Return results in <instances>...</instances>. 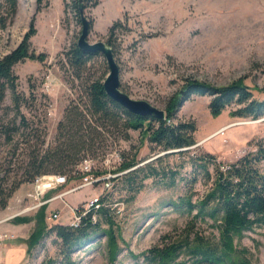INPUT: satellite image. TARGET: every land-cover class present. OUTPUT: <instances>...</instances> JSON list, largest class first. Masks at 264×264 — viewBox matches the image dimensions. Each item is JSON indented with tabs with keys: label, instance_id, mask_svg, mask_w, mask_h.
<instances>
[{
	"label": "rangeland",
	"instance_id": "374dc122",
	"mask_svg": "<svg viewBox=\"0 0 264 264\" xmlns=\"http://www.w3.org/2000/svg\"><path fill=\"white\" fill-rule=\"evenodd\" d=\"M76 1L41 0L40 10L35 12V0H17L12 20L0 29L1 58L18 45L32 19L35 33L29 40L30 49L43 57L42 63L25 60L12 69L20 100L18 111L27 119L28 128L19 130L9 143L0 137V235H5L0 240V264H49L48 260L59 264L53 234L42 236L35 245L29 244L28 235L39 222L45 229L53 224L70 225L68 207L80 209L93 196L111 193L109 213L118 227L120 247L113 264H142L140 253L160 234L181 227L188 218L170 205L181 193V182L166 186L148 178L131 201H121L124 191L119 190V184L112 187L110 180L111 187L103 189L98 181L47 202L41 221L40 206L25 209L35 202L26 196L33 190L32 182L24 181L9 192L25 159L21 141L28 137L33 142L37 136L43 139V148L52 143L64 110L70 104L82 103L83 86L95 79L102 82L107 74L101 54H93L78 69L66 62L65 55L75 47L81 29ZM82 4L83 17L90 24L86 41L109 44L118 69V89L131 100L163 111L184 79L213 87L241 80L253 99H264V0H89ZM113 23L119 26L108 34ZM209 101L208 97L190 96L171 120L194 123L195 143L189 154L208 152L224 165L253 150L254 142L264 138V117H231L233 105L211 117ZM11 108V94L6 91L1 124L13 119ZM101 133V146L84 157L91 160L92 171L102 173L99 177L114 175L121 156L134 157L141 165L163 152L150 149L143 131H128L127 139L111 128ZM184 157L165 154L160 164L166 168L182 160L185 163ZM74 169L76 163L68 164L63 173L65 182L40 200L79 183L81 175L76 176ZM188 170L184 164L180 175ZM203 189L204 185L196 182L195 196ZM54 210L59 216L51 219L49 214ZM14 216L26 220L16 222ZM198 224L206 233L204 223ZM104 227L101 222L95 233L73 247V264H109ZM233 242L245 247L253 262L264 264V226L243 232Z\"/></svg>",
	"mask_w": 264,
	"mask_h": 264
},
{
	"label": "trees",
	"instance_id": "16d2710c",
	"mask_svg": "<svg viewBox=\"0 0 264 264\" xmlns=\"http://www.w3.org/2000/svg\"><path fill=\"white\" fill-rule=\"evenodd\" d=\"M83 1L89 0H80L82 9ZM76 2L77 8L78 0ZM40 4L41 0H35V12L40 10ZM92 5H96V2L93 1ZM16 7L17 0H0V29L10 23ZM118 26L113 23L107 33L110 34ZM34 33L31 19L18 45L0 58V110L5 92L9 91L11 109L15 113L11 121L6 124L0 122V137L6 143L11 142L19 130L27 131L28 128L27 119L18 111L20 100L15 92L16 77L12 69L25 60L43 62V57L30 49L29 40ZM105 45L109 47L108 43ZM92 56L73 47L65 59L78 69ZM101 83L95 79L83 86L82 103L70 104L64 110L63 117L56 124V136L52 143L43 148L44 141L37 136L33 142H29L28 137L21 141L24 144L21 149L26 150L25 159L19 166V178L11 183L9 192L20 183L32 182L41 175H64L68 164H78L86 154L96 152L101 146L99 136L101 132H107L108 128L120 131L124 139L129 137L128 131H143L152 151L182 149L165 154H176L179 157L185 155V163L182 160L165 168L160 164L163 154L137 165L134 157L121 156L113 171L115 175L110 178L113 181L112 187H115V183L119 184V190L124 191L120 200L131 201L141 190L145 179L152 178L166 186H175L181 182V193L170 205L186 213L188 218L181 227H173L160 234L154 244L142 251V264H257L252 261L249 251L236 245L233 240L245 231L264 226V138L254 142L253 150L222 165L211 153L189 154V148L195 143L194 123H172L171 120L178 107L190 96L210 98L207 109L211 117H217L224 108L233 105L235 110L230 113L231 117L250 120L264 117V99H253L250 89L241 80L223 87H213L184 79L176 98L166 103L164 119L156 120L135 116L123 110L105 95ZM184 164L189 166V170L180 175ZM74 172L79 177L76 169ZM91 173L96 177L102 174L96 170ZM198 181L204 185V189L201 195L195 196L194 184ZM110 196L111 193H106L99 197L98 208L86 212L75 226L53 224L45 229L39 222L27 237L29 244L35 245L42 236L53 234L52 242L57 246L59 264H73L70 259L73 247L82 244L88 235L95 233L102 222L105 225L102 232L106 239V254L109 264H113L120 247L116 240L118 227L109 213L112 202ZM44 207L45 204L39 207L40 221ZM13 220L25 221L26 218L14 216ZM198 223H204L206 233L199 228ZM47 262L50 264L52 261Z\"/></svg>",
	"mask_w": 264,
	"mask_h": 264
},
{
	"label": "water",
	"instance_id": "95a60500",
	"mask_svg": "<svg viewBox=\"0 0 264 264\" xmlns=\"http://www.w3.org/2000/svg\"><path fill=\"white\" fill-rule=\"evenodd\" d=\"M77 9H78L81 29L75 47L77 48V50H79L84 54H101V56L103 57L107 67V74L104 80L102 81L101 86L105 95L110 100L115 102L118 106H120L123 110H125L126 112L132 115L139 117H151L156 120H163L164 113L162 110H158L144 101L131 100L126 94L122 93L118 89V69L113 60L111 49L107 47L103 42H94L90 44L86 41L89 31V25H88V21L83 17L82 14L83 9H82V5L80 4V0H78ZM177 150H182V149H177ZM177 150L163 151L159 155Z\"/></svg>",
	"mask_w": 264,
	"mask_h": 264
},
{
	"label": "built area",
	"instance_id": "2783aa9c",
	"mask_svg": "<svg viewBox=\"0 0 264 264\" xmlns=\"http://www.w3.org/2000/svg\"><path fill=\"white\" fill-rule=\"evenodd\" d=\"M77 172L79 175H81L80 182L65 189L60 192H57L56 194L46 198L41 199L42 196L46 193L51 191L52 189H56L58 186L62 185L65 182V177L63 175L58 174H50V175H41L36 177L32 183V192L27 194V197H30L35 202L32 203L29 207H26L25 209H34L37 208L43 204H46L47 202L54 200V199H61L62 196L76 191L78 189H81L86 186H90L94 184L95 182L100 181L103 189H108L110 187V178L114 175L107 174L106 176L99 177V176H92V162L88 158H82L77 164ZM98 197L93 196L86 201V203L80 208V209H74L71 207H68L69 211L71 212V217L69 219L70 226H75L80 217L83 216L86 212L90 210H95L98 208ZM59 214L57 211H51L49 214V217L51 219L58 218ZM92 220H94V215L91 216ZM5 238V235H0V240Z\"/></svg>",
	"mask_w": 264,
	"mask_h": 264
}]
</instances>
